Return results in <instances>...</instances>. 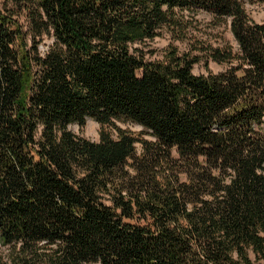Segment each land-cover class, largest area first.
Listing matches in <instances>:
<instances>
[{"label": "trees", "instance_id": "16d2710c", "mask_svg": "<svg viewBox=\"0 0 264 264\" xmlns=\"http://www.w3.org/2000/svg\"><path fill=\"white\" fill-rule=\"evenodd\" d=\"M256 1L0 3V264H264ZM89 118L98 140L69 127Z\"/></svg>", "mask_w": 264, "mask_h": 264}, {"label": "rangeland", "instance_id": "374dc122", "mask_svg": "<svg viewBox=\"0 0 264 264\" xmlns=\"http://www.w3.org/2000/svg\"><path fill=\"white\" fill-rule=\"evenodd\" d=\"M4 0H0L2 3ZM250 16L259 23H264V0L256 1L254 3H249L247 5ZM187 17H191V13L185 12ZM197 33L198 39H207L215 45L225 43V41H230L232 44H235L233 34L230 30L229 23L217 24L211 15L205 12H199L195 15L194 24ZM169 36L158 37L155 41L149 43L147 46H151L147 49L154 48L161 51L169 44ZM45 43H50L49 39L45 40ZM182 49L185 48L184 43L176 42ZM41 48L44 49L45 45H41ZM226 68V65L219 64L215 61H209L206 64L205 61L197 63L194 65L193 72L195 74H207L208 72L218 73L223 71ZM117 124L122 128L131 130L135 134H140L143 131V127L139 124L132 122H121L117 121ZM70 129L76 134L83 135L93 140H98L100 137L101 124L93 118H89L84 125L78 123L71 124ZM145 136V135H144ZM147 137V136H145Z\"/></svg>", "mask_w": 264, "mask_h": 264}]
</instances>
